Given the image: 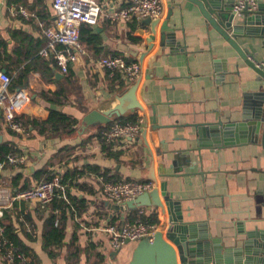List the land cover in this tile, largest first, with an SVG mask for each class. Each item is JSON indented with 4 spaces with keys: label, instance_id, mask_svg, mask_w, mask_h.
I'll return each instance as SVG.
<instances>
[{
    "label": "crops",
    "instance_id": "1",
    "mask_svg": "<svg viewBox=\"0 0 264 264\" xmlns=\"http://www.w3.org/2000/svg\"><path fill=\"white\" fill-rule=\"evenodd\" d=\"M99 1L110 6L128 0ZM162 2L165 14L157 24L137 18L127 22L101 18L96 25H84L90 30L82 37L87 54L64 73L58 62L49 70L46 61L53 57L39 54L46 38L38 20H54L53 0H0V71L12 76L15 89L29 94L23 119L46 120L50 110L57 109L78 120L74 133L47 136L32 124L15 133L0 114V149L14 145L18 152L13 153L24 158L18 164L0 166V188L15 193L43 180L46 173L42 170L50 174L60 170L62 175L69 171L75 174L60 190L65 193L68 188L85 200L81 215L68 213L62 245L51 246L55 256L49 254L44 240L51 206L43 209L37 202L22 200L5 209L3 221L14 226L29 261L129 264L138 243L113 251L102 226L129 218L133 209L118 210L104 197L103 180L114 179L103 172L119 179L151 181L154 165L158 180L168 181L169 190L181 201L184 221L195 226L196 238L205 234L210 243L221 246V264H264L262 137L242 142L244 133L234 130L225 135L218 126L222 121L229 129L226 126L243 117L255 119L259 110L264 116L263 79L214 28H208L197 7L194 10L188 2L181 6L172 0ZM260 4L264 0H257V7ZM22 7L31 15H23ZM167 18L175 37L162 45V24ZM237 39L264 61L263 36L240 35ZM115 54L141 64L142 73L132 83L138 81L135 97L143 109L125 115L142 116V131H147L136 140L118 142L109 152L95 137L102 124L86 125L84 118L92 110L109 108L130 87L129 78L111 75L97 63L100 57ZM60 90L64 92L58 95ZM139 208L146 214L158 213L159 226L166 223L160 208ZM21 217L35 233L26 230ZM76 251L78 257L73 255ZM0 264H8L1 253Z\"/></svg>",
    "mask_w": 264,
    "mask_h": 264
},
{
    "label": "built area",
    "instance_id": "2",
    "mask_svg": "<svg viewBox=\"0 0 264 264\" xmlns=\"http://www.w3.org/2000/svg\"><path fill=\"white\" fill-rule=\"evenodd\" d=\"M55 18L50 22L38 20L42 33L46 38L45 45L39 50L41 56L55 59L62 72L68 73L70 64L87 54V49L81 40V28L83 25H96L101 18L127 22L132 18L140 20L146 18H162L165 7L162 0H128L123 5H107L99 0H53ZM248 8L252 11L257 8V0H235L234 12L241 15L242 10ZM25 16L31 15L25 8H21ZM101 68L106 69L111 75L120 74L134 80L142 73L141 64L135 60H129L124 55L115 54L100 57L97 60ZM264 67V61L260 62ZM12 76L5 71H0V114L4 117L7 127L16 133L26 130L21 112L29 102V94L26 91L12 89ZM144 118L139 116L134 122H121L116 119L111 124L96 132L95 137L101 145H116L124 140H136L143 128ZM23 156L11 153L1 162L0 166L18 164L23 161ZM62 172L56 170L49 179H43L33 186L17 190L11 193L5 188H0V253L2 258L10 263L26 264L29 262L24 252L6 238L3 217L5 209L13 206L17 201L37 202L41 208L46 209L51 205L57 192L62 187ZM104 197L122 204L136 199L138 196L153 189L152 181L129 180H103ZM139 214H146L145 209L138 208ZM24 221L26 230L35 233V228ZM58 223V220H57ZM159 225L150 224L139 217L135 219H118L107 222L102 226L106 234L107 245L113 251H119L128 243H138L144 239L152 240Z\"/></svg>",
    "mask_w": 264,
    "mask_h": 264
},
{
    "label": "water",
    "instance_id": "3",
    "mask_svg": "<svg viewBox=\"0 0 264 264\" xmlns=\"http://www.w3.org/2000/svg\"><path fill=\"white\" fill-rule=\"evenodd\" d=\"M172 1L180 6L183 5V2H188L194 10L197 7L206 19L208 28H214L237 51L239 56L260 74L263 79L261 96L264 99V67L259 65L260 60L248 48H243L237 39L240 35L264 37V4L258 5L252 11L245 8L239 16L234 12L235 0H232V2L226 0ZM171 14L172 10H170L168 18ZM168 18L162 24V45L167 42L170 43L175 37V30L169 25ZM159 20L160 18H146L143 22L157 24ZM57 76L59 77L61 74L58 72ZM128 84L130 86L128 90L121 92L117 97V101L111 104L109 108L92 110L88 113L84 118L85 124H107L113 119L125 115L130 110L143 109L141 103L135 97L138 81L132 83L130 79ZM262 111L259 110L255 119L252 118L253 120L243 117L241 121L226 126L229 129H225L222 121L218 122V126L222 127L221 130L225 135L233 134L234 130H236V133H244L242 142L248 140L258 141L261 134L264 145V116ZM146 131V129L142 131V136H145ZM236 142H240V140ZM154 171V165H152L149 174V179L154 183L152 190L143 193L134 200L113 205L116 209L123 211L138 209L142 206L157 207L166 216V223L159 227L152 240L147 238L138 242L129 264H207L211 262L221 264V246L215 241H213L214 244L210 243L208 236L205 234L200 238H196L195 226L193 227L184 221L181 201L169 190L168 181L160 182ZM167 175L172 176L175 174ZM246 252L250 254L248 249H246ZM239 258L241 259V256ZM238 263L242 264L239 261ZM245 264H251V262L246 261Z\"/></svg>",
    "mask_w": 264,
    "mask_h": 264
},
{
    "label": "trees",
    "instance_id": "4",
    "mask_svg": "<svg viewBox=\"0 0 264 264\" xmlns=\"http://www.w3.org/2000/svg\"><path fill=\"white\" fill-rule=\"evenodd\" d=\"M84 31H89L90 30L85 28L84 25L81 29V40L84 34ZM47 66L49 70H53V68L56 65V60L51 58L50 60H47ZM25 71L22 73L21 75L24 74ZM14 83H11V88H14ZM63 90H60L57 94L61 95L63 94ZM22 118L23 115H21ZM138 115L137 114H127V115H123L120 117L115 118L118 121L121 122H134L138 119ZM24 120V119H23ZM25 126L27 127V129L29 128V124H32L35 128L38 129V132L40 134L43 135H56V134H62V133H66V134H72L76 131V125L78 123V120L74 117L69 116L68 114L57 110V109H51L50 110V114L48 116V118L46 120H29L26 119L24 120ZM110 123L107 124H102L100 125L99 129L97 130L98 132H100L101 130L107 128ZM14 132V131H13ZM16 133V132H15ZM103 150L109 151L112 148V144H103L102 145ZM13 152H18V149L14 146V145H6L5 147H1L0 149V162L4 161L7 157V155L9 153H13ZM95 170H97V172H99L100 169H96L93 168ZM41 173H46V176L44 179H49L52 175V173L50 174V171L48 170H42ZM107 178L109 179H114V180H118L119 178L116 176H110L109 171H104L103 172ZM75 173L70 174L69 171H67L65 174H63V178H62V184H66V182L71 179L72 176H74ZM29 186H24L22 188H18L19 190L21 189H25L28 188ZM69 199V200H68ZM51 207V213L50 216L48 217L47 221H46V228L44 231V240H45V248L48 249L49 254L51 256H55L56 253L52 250L51 246L53 245H62L63 240L65 238V228H66V220L69 218L68 217V213H70L71 215H75V213H77L78 215H81L83 213V211L85 210L86 206H85V200L83 199H78L77 196L73 195L72 193H70V189H66V192L64 193V190H60L57 192V196L55 197V199L53 200V202L50 205ZM59 211L60 214L56 213V211ZM138 209H133L131 210V214L129 216L128 219H135L137 217H139L140 219H142L143 221L150 223V224H160V218L158 216V213L153 212L151 214H139ZM5 216V213H4ZM58 216H60L58 218ZM4 218V217H3ZM57 220H59L58 224ZM115 220V219H114ZM61 221V222H60ZM3 224L5 226V234H6V238H8V240H10L11 242H13L16 247H19V250H21L23 252L24 248L21 247V243L19 241V237L18 235L15 233V228L14 226L9 223L6 224L3 221ZM23 249V250H22ZM78 251V249H77ZM77 251L73 254L76 257H78V253ZM27 254L28 251H25ZM10 264V263H9ZM12 264V263H11ZM13 264H19L18 261H16ZM26 264H38L36 262H33L32 260L27 262Z\"/></svg>",
    "mask_w": 264,
    "mask_h": 264
},
{
    "label": "rangeland",
    "instance_id": "5",
    "mask_svg": "<svg viewBox=\"0 0 264 264\" xmlns=\"http://www.w3.org/2000/svg\"><path fill=\"white\" fill-rule=\"evenodd\" d=\"M160 227V226H159Z\"/></svg>",
    "mask_w": 264,
    "mask_h": 264
}]
</instances>
